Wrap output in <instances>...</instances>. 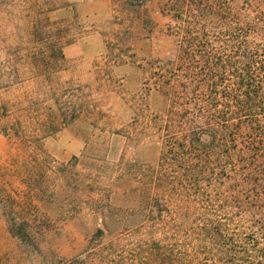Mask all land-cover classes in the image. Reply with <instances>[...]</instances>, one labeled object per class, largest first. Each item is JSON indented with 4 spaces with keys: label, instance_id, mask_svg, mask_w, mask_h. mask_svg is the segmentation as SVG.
Wrapping results in <instances>:
<instances>
[{
    "label": "trees",
    "instance_id": "16d2710c",
    "mask_svg": "<svg viewBox=\"0 0 264 264\" xmlns=\"http://www.w3.org/2000/svg\"><path fill=\"white\" fill-rule=\"evenodd\" d=\"M113 1L116 16L102 33L108 69L135 64L133 41L154 31L146 6L170 18L165 37L173 40V51L165 58L137 60L147 93L154 88L167 98L169 108L164 114L141 116L147 136L159 146L157 162L137 165L132 174L125 170L140 184L135 191L137 261L117 257L114 250L123 251L112 243L87 261L264 264V0ZM39 15L30 25L42 48L40 93L25 105L19 103L22 114L9 130L16 137H26L33 128L50 136L85 117L102 132L107 120L88 88L60 77L64 49L75 42L78 26L52 22L47 12ZM15 29L22 32L23 26ZM31 139L40 142L39 137ZM78 163L74 158L58 174L69 177L77 194L73 211L80 216L87 210L102 220L94 244L131 233L126 229L130 212L113 213L100 182L79 170ZM38 164L40 180L49 162ZM10 201V233L25 244L34 243L38 216L16 210L17 203Z\"/></svg>",
    "mask_w": 264,
    "mask_h": 264
},
{
    "label": "rangeland",
    "instance_id": "374dc122",
    "mask_svg": "<svg viewBox=\"0 0 264 264\" xmlns=\"http://www.w3.org/2000/svg\"><path fill=\"white\" fill-rule=\"evenodd\" d=\"M61 7L64 9L57 10ZM115 10L113 0H0V264L86 262L110 243L123 251L114 250L117 257L124 254L137 261L135 191L140 184L136 175L126 176L125 170L132 174L137 165L157 162L159 146L147 136L141 116L164 114L169 108L167 98L154 88L147 93L146 76L138 69L137 60L165 58L173 51L174 42L165 37L172 24L170 18L146 6L154 31L147 38L133 41L135 64L108 69L104 66L106 44L102 33L116 16ZM39 12H47L52 22L78 26L75 42L64 49L65 72L60 77L88 88L107 120L101 125L105 128L102 132L85 117L50 136L35 133L33 128L27 130L26 137H16L9 130L22 114L20 104L40 93L43 79L37 62L42 48L30 25L42 18ZM16 26H23V31H17ZM99 69H104L100 75ZM5 112L9 113L7 117L3 116ZM35 136L39 143L31 139ZM74 158H78L79 170L100 182L113 213L130 212L126 229L131 233L107 236L101 246L94 244L92 237L102 220L87 210L80 216L73 211L77 194L69 177L63 179L58 174V169ZM44 159L49 165L42 168L40 181L38 163ZM10 198L17 203L16 210L38 216L34 243L25 244L10 233Z\"/></svg>",
    "mask_w": 264,
    "mask_h": 264
}]
</instances>
